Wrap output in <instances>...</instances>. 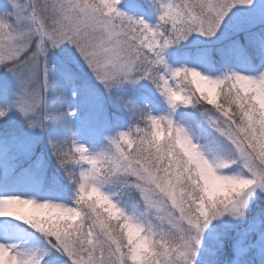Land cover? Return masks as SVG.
Returning <instances> with one entry per match:
<instances>
[{
  "label": "snow or ice",
  "instance_id": "1",
  "mask_svg": "<svg viewBox=\"0 0 264 264\" xmlns=\"http://www.w3.org/2000/svg\"><path fill=\"white\" fill-rule=\"evenodd\" d=\"M119 2L0 14V264H264V0Z\"/></svg>",
  "mask_w": 264,
  "mask_h": 264
},
{
  "label": "trees",
  "instance_id": "2",
  "mask_svg": "<svg viewBox=\"0 0 264 264\" xmlns=\"http://www.w3.org/2000/svg\"><path fill=\"white\" fill-rule=\"evenodd\" d=\"M24 2H26V0H23ZM147 8V13L149 15V17L154 18L156 16V7L153 4V0H140ZM127 15V14H126ZM129 16L133 17L130 13ZM134 18V17H133ZM72 53L74 52V48H71ZM7 75L6 71L0 67V80H2L3 78H5L4 76ZM2 95V90L0 87V96ZM53 166H54V162H53Z\"/></svg>",
  "mask_w": 264,
  "mask_h": 264
},
{
  "label": "rangeland",
  "instance_id": "3",
  "mask_svg": "<svg viewBox=\"0 0 264 264\" xmlns=\"http://www.w3.org/2000/svg\"><path fill=\"white\" fill-rule=\"evenodd\" d=\"M7 1H9V0H7ZM120 1H121V0H120ZM0 2H5V1H4V0H0ZM3 11H4V6H3L2 3H0V13H3ZM138 16H139V18H142V19L145 20V17H144V15H143L142 12H138ZM142 86H143V84L139 85L138 87H142ZM87 101H89V104H91V105H95V101H94V99L88 97V98H87ZM9 116H12V114H9ZM12 119H15V118H12Z\"/></svg>",
  "mask_w": 264,
  "mask_h": 264
}]
</instances>
